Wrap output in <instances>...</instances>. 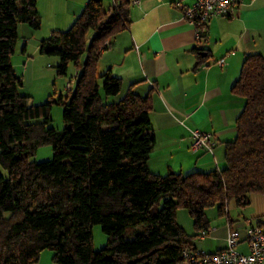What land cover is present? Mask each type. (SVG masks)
<instances>
[{
	"label": "trees",
	"instance_id": "1",
	"mask_svg": "<svg viewBox=\"0 0 264 264\" xmlns=\"http://www.w3.org/2000/svg\"><path fill=\"white\" fill-rule=\"evenodd\" d=\"M36 1L0 0V167L7 172L0 173V264H36L44 249L56 264H180L182 251L196 248L177 209L188 210L197 236L210 227L208 207L223 215L231 200L244 206L250 195L264 196L260 55L245 57L233 84L243 108L225 143L224 167L160 175L147 166L155 144L149 96L118 97L120 78L97 73L99 48L128 26L130 0H88L68 29L40 41L41 53L59 57L58 74L69 62L81 68L68 101L59 99L62 130L47 125L50 101L29 105L18 93L21 78L10 61L18 23L40 25ZM40 115L42 121H29ZM42 144L51 145L52 158L31 160ZM94 224L107 235L98 250Z\"/></svg>",
	"mask_w": 264,
	"mask_h": 264
},
{
	"label": "crops",
	"instance_id": "2",
	"mask_svg": "<svg viewBox=\"0 0 264 264\" xmlns=\"http://www.w3.org/2000/svg\"><path fill=\"white\" fill-rule=\"evenodd\" d=\"M87 1L37 0L39 30L18 23L17 31L43 37L36 38L31 51L25 42L23 58L39 50L40 38L68 29ZM111 2L103 0L105 6ZM193 3H129L127 28L111 38L97 60V73L109 71L120 78L118 97L128 91L149 96L155 144L147 166L160 175L224 167L225 143L234 139L236 118L243 108L233 84L246 56L257 54L264 59V0H241L231 15L211 17L200 39L184 16V7ZM220 59L221 66L216 63ZM189 129L212 134V153L190 150Z\"/></svg>",
	"mask_w": 264,
	"mask_h": 264
},
{
	"label": "rangeland",
	"instance_id": "3",
	"mask_svg": "<svg viewBox=\"0 0 264 264\" xmlns=\"http://www.w3.org/2000/svg\"><path fill=\"white\" fill-rule=\"evenodd\" d=\"M33 30L37 32L39 29L33 28ZM17 32L18 38L14 46V51L10 56V61L16 75L21 78V85L17 88L18 93L28 96L29 105H43L47 101H50V106L48 107V116L50 120L47 122V125L56 130H62L64 127L63 104L59 102V99L62 97L64 102L68 101L70 94L66 89L68 83H66V81L78 77L81 68L77 67L73 62H69L66 73L58 74L57 66L60 63L59 57L57 55L41 53L39 50L34 54H27V56L23 58L22 48L25 42L28 41V51H31V49H33V44L37 40L36 38L43 36L37 33H35L34 36V34H22L20 31ZM92 35L93 32L89 31L86 37L87 44L90 42ZM42 39L44 38H40L39 41ZM85 55L86 53L81 57L80 62H82ZM98 74L100 73L98 72ZM42 120L43 115H40L29 121L39 122ZM51 158V145L42 144L37 147L34 155L30 159L34 161H45ZM0 173L5 176L7 175L6 170L2 167H0ZM248 198L250 203L244 206L236 204L234 200L229 201L226 208L227 212L223 215L218 213L216 205L208 207L206 209V216L210 225V232L204 238H198V235H195L196 232L193 226V220L187 209H177L176 221L190 237L193 245L199 251L211 253L217 249L224 248L226 246L225 237L230 227L231 230L239 234L241 241L236 249L241 252H246V243H244V240L246 239L248 222L264 218V196L253 194ZM91 232L93 249L98 250L104 247L107 243V235L102 231L101 226L99 224L92 225ZM52 256V250L44 249L37 263L56 264Z\"/></svg>",
	"mask_w": 264,
	"mask_h": 264
},
{
	"label": "built area",
	"instance_id": "4",
	"mask_svg": "<svg viewBox=\"0 0 264 264\" xmlns=\"http://www.w3.org/2000/svg\"><path fill=\"white\" fill-rule=\"evenodd\" d=\"M253 1V0H251ZM137 4L139 0H130ZM241 0H194L191 6L184 7V16L193 26L195 36L200 39L205 32L207 21L214 16H229ZM108 41H105L107 44ZM102 51V47L99 48ZM223 59L218 60V65H223ZM74 80L70 79L66 89L70 92ZM191 136L190 150L198 152L205 150L212 153L215 143L212 134L199 129H189ZM210 232V227L201 230L198 238H204ZM226 246L220 250L205 253L197 249H184L180 264H264V218L249 221L246 229V252L237 248L240 244L239 234L227 230L225 237Z\"/></svg>",
	"mask_w": 264,
	"mask_h": 264
}]
</instances>
